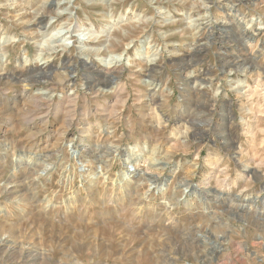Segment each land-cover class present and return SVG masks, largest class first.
I'll list each match as a JSON object with an SVG mask.
<instances>
[{
	"label": "rangeland",
	"instance_id": "1",
	"mask_svg": "<svg viewBox=\"0 0 264 264\" xmlns=\"http://www.w3.org/2000/svg\"><path fill=\"white\" fill-rule=\"evenodd\" d=\"M262 83L264 0H0V264H264Z\"/></svg>",
	"mask_w": 264,
	"mask_h": 264
},
{
	"label": "bare ground",
	"instance_id": "2",
	"mask_svg": "<svg viewBox=\"0 0 264 264\" xmlns=\"http://www.w3.org/2000/svg\"><path fill=\"white\" fill-rule=\"evenodd\" d=\"M45 18H44V16L42 17V18H39V20L37 19V22L36 23H38V25H43V23L45 22ZM36 26H37V24H36ZM203 51V50H202ZM194 54V53H193ZM193 56H195V55H193ZM194 60V59H193ZM84 65H85V67L87 68V70L88 71H90V73H93V74H97V75H99V76H102L103 78H105L104 80H107V81H110L111 79H112V77H114V74H112V73H108V72H106V71H103V70H101V69H97V68H94V65L92 64L91 66H88L89 64L85 61L84 62ZM68 68V67H67ZM158 73V72H157ZM26 74V73H25ZM156 74V73H155ZM150 75V74H149ZM154 75V74H153ZM155 77V76H154ZM156 77H157V75H156ZM20 78V77H19ZM152 78V77H151ZM95 79V78H94ZM90 80V79H89ZM156 80V79H155ZM154 80V81H155ZM36 81V80H35ZM53 81V80H52ZM75 81V80H74ZM73 81V77H70L69 75H67L66 77L64 76V77H62V79H61V81H60V83L59 84H61V88H65V86H66V84H67V82H74ZM261 81V80H260ZM11 82V81H10ZM146 83L148 84V86H150V87H154L155 86V84H154V82H152L151 80H150V78L146 81ZM49 84V83H48ZM56 84V83H55ZM92 84V83H91ZM259 84V83H258ZM263 84V83H262ZM51 85V84H50ZM264 85V84H263ZM31 87L33 86V84H31L30 85ZM261 86V85H260ZM259 86V87H260ZM94 87H97V85H94ZM94 87H90V89L91 90H93V89H96V88H94ZM106 87V86H105ZM158 87H159V85H158ZM98 88V87H97ZM191 87H189V86H187L186 88H185V90H184V92L185 93H190V92H192L191 91ZM249 89V88H248ZM264 89V88H263ZM56 90V89H55ZM26 91H28V90H26ZM54 90L51 88L50 90H48V91H46V92H41V93H38V94H36V95H31L30 94V96H29V99H30V102L33 104V105H35V107H42L43 105H44V101H47V102H52L53 100H54V96L52 95V92H53ZM58 91V90H57ZM64 91V90H63ZM95 91H98V92H102L101 94H107V93H109V91H107V90H101V89H99V90H95ZM256 91V90H255ZM24 92V91H23ZM94 92V91H93ZM247 92V91H246ZM97 93V92H96ZM251 93H253L252 91H251ZM259 93H260V91H259ZM33 94V93H32ZM256 93L254 92V94L253 95H255ZM98 95V94H97ZM189 95V94H188ZM252 95V96H253ZM264 95V94H263ZM251 96V97H252ZM256 96H258V93H257V95ZM261 96V95H260ZM184 99H185V97H183ZM261 98V97H260ZM77 101V98H73V97H70V95L69 96H66V97H62L61 98V100H60V105L61 106H63L66 102L67 103H69V106H70V104H74L75 105V103H77L76 102ZM46 102V103H47ZM55 103V102H54ZM59 104V103H58ZM47 106V105H46ZM50 106V105H49ZM45 108V107H44ZM47 108V107H46ZM41 110V109H40ZM263 110V109H262ZM261 114H263L264 113V111H263V113L262 112H260ZM259 113V114H260ZM260 114V115H261ZM202 117V116H201ZM261 117H262V115H261ZM186 145V144H185ZM69 147L71 148V149H74V145L72 144V143H69ZM68 147V148H69ZM71 151V150H70ZM128 161V160H127ZM135 167V166H134ZM259 168V167H258ZM253 169H255V168H253ZM259 171V170H258ZM257 171V169H255V170H253L252 171V173L255 175L256 174V176L259 174V172ZM46 174V173H45ZM129 175V174H128ZM154 175V174H153ZM261 176V175H260ZM219 177V176H218ZM255 177V176H254ZM257 178V177H256ZM125 180L126 181H128L129 180V177H127L126 175H125ZM188 190H189V188L187 187L185 190H184V192H188ZM15 192V191H14ZM21 192V191H20ZM10 193V192H9ZM252 207V206H251ZM213 225V224H212ZM44 233V232H43ZM31 234V233H30ZM24 236V235H23ZM25 237V236H24ZM23 237V238H24ZM30 237H31V235H30ZM16 239V238H15ZM37 239V238H36ZM57 239V238H56ZM61 239V238H60ZM17 240V239H16ZM19 240V239H18ZM34 240V239H33ZM1 241V240H0ZM15 241V240H14ZM20 241V240H19ZM32 241V240H31ZM172 241V240H171ZM10 242V241H9ZM3 243H6L5 241H3ZM25 243V242H24ZM28 243H30V242H28ZM56 244H57V242H56ZM27 245V244H26ZM31 245V244H30ZM34 246H35V244H33ZM33 245H31V246H33ZM11 246V245H10ZM30 247V246H29ZM24 248V247H23ZM26 248V247H25ZM28 248V247H27ZM31 248V247H30ZM29 248V249H30ZM0 249H3V251H4V247L3 248H0ZM11 247L9 248V250L11 251ZM14 249H16L15 248V246H14V248L12 249V251H14ZM82 249V248H81ZM25 250V249H24ZM9 251V252H10ZM19 252V251H18ZM42 252V251H41ZM4 253V252H3ZM26 253V252H25ZM4 254H6V253H4ZM27 254V253H26ZM169 254V253H168ZM14 255V254H13ZM19 255H21V254H19ZM34 255V254H33ZM6 256H7V254H6ZM11 257V256H10ZM29 257V256H28ZM33 258H35L34 256H33ZM25 259H26V257H25ZM38 259V258H37ZM36 260V259H35ZM39 260V259H38ZM209 260V259H208ZM15 261H19V259H15ZM44 261V260H43Z\"/></svg>",
	"mask_w": 264,
	"mask_h": 264
},
{
	"label": "water",
	"instance_id": "3",
	"mask_svg": "<svg viewBox=\"0 0 264 264\" xmlns=\"http://www.w3.org/2000/svg\"><path fill=\"white\" fill-rule=\"evenodd\" d=\"M262 202H264V200H262Z\"/></svg>",
	"mask_w": 264,
	"mask_h": 264
}]
</instances>
